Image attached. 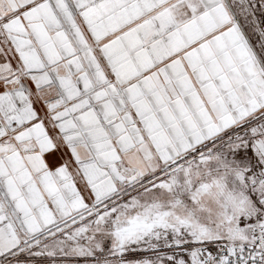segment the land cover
<instances>
[{"label": "snow or ice", "instance_id": "6c2138e0", "mask_svg": "<svg viewBox=\"0 0 264 264\" xmlns=\"http://www.w3.org/2000/svg\"><path fill=\"white\" fill-rule=\"evenodd\" d=\"M0 264H264V0H0Z\"/></svg>", "mask_w": 264, "mask_h": 264}]
</instances>
